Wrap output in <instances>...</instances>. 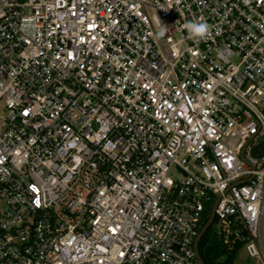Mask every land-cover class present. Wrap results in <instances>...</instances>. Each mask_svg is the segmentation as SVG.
Segmentation results:
<instances>
[{
	"label": "built area",
	"instance_id": "1",
	"mask_svg": "<svg viewBox=\"0 0 264 264\" xmlns=\"http://www.w3.org/2000/svg\"><path fill=\"white\" fill-rule=\"evenodd\" d=\"M208 208L264 264V0H0V264H200Z\"/></svg>",
	"mask_w": 264,
	"mask_h": 264
},
{
	"label": "trees",
	"instance_id": "2",
	"mask_svg": "<svg viewBox=\"0 0 264 264\" xmlns=\"http://www.w3.org/2000/svg\"><path fill=\"white\" fill-rule=\"evenodd\" d=\"M210 214V208L207 209L206 223ZM237 246L228 250L222 240L214 232L212 225L206 230L198 244V253L204 264H235V255Z\"/></svg>",
	"mask_w": 264,
	"mask_h": 264
},
{
	"label": "clouds",
	"instance_id": "3",
	"mask_svg": "<svg viewBox=\"0 0 264 264\" xmlns=\"http://www.w3.org/2000/svg\"><path fill=\"white\" fill-rule=\"evenodd\" d=\"M184 29L187 31L188 37L195 41L205 40L212 34V27L205 21H192L184 24ZM167 28L161 26L160 36H163Z\"/></svg>",
	"mask_w": 264,
	"mask_h": 264
},
{
	"label": "water",
	"instance_id": "4",
	"mask_svg": "<svg viewBox=\"0 0 264 264\" xmlns=\"http://www.w3.org/2000/svg\"><path fill=\"white\" fill-rule=\"evenodd\" d=\"M262 147V150H263V144L261 145ZM252 154L253 156H262V151L261 152H258L257 148L253 149L252 151ZM213 218H214V208L211 210L210 212V215L208 217V220L206 221V223L204 224V226L202 227V229L200 230V233L195 241V253H196V256L200 262V264H204L203 261L201 260L200 256H199V253H198V244H199V241L201 239V237L204 235V233L206 232V230L212 225L213 223Z\"/></svg>",
	"mask_w": 264,
	"mask_h": 264
},
{
	"label": "rangeland",
	"instance_id": "5",
	"mask_svg": "<svg viewBox=\"0 0 264 264\" xmlns=\"http://www.w3.org/2000/svg\"><path fill=\"white\" fill-rule=\"evenodd\" d=\"M212 228L215 229V224ZM234 262L235 264H255L254 260L247 255L244 247L237 251Z\"/></svg>",
	"mask_w": 264,
	"mask_h": 264
}]
</instances>
